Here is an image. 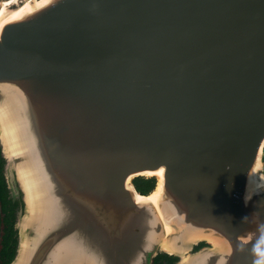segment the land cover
Segmentation results:
<instances>
[{
	"label": "water",
	"instance_id": "water-1",
	"mask_svg": "<svg viewBox=\"0 0 264 264\" xmlns=\"http://www.w3.org/2000/svg\"><path fill=\"white\" fill-rule=\"evenodd\" d=\"M8 1L10 264H264V0Z\"/></svg>",
	"mask_w": 264,
	"mask_h": 264
},
{
	"label": "flooded vegetation",
	"instance_id": "flooded-vegetation-1",
	"mask_svg": "<svg viewBox=\"0 0 264 264\" xmlns=\"http://www.w3.org/2000/svg\"><path fill=\"white\" fill-rule=\"evenodd\" d=\"M3 167L4 161L0 151V264H10L17 252L19 234L16 219L23 204L20 199L13 200L10 196L3 174ZM203 246L195 247L192 252ZM177 261L178 258L158 251L156 257L152 260V264H176Z\"/></svg>",
	"mask_w": 264,
	"mask_h": 264
},
{
	"label": "bare ground",
	"instance_id": "bare-ground-1",
	"mask_svg": "<svg viewBox=\"0 0 264 264\" xmlns=\"http://www.w3.org/2000/svg\"><path fill=\"white\" fill-rule=\"evenodd\" d=\"M47 1L48 0H41V2L36 4V6L37 7L41 6V5L45 4ZM12 3H14V1L6 0L3 5H0V25L5 23V22H2L3 14L7 10L6 7L8 5L12 4ZM27 7H28V5H26L25 7L21 8L17 12H14L11 15V19L16 18L17 16H19L23 11L26 10ZM0 138H1L2 142H3V144L6 147L8 138H7L6 130H5L4 126L2 125V119L1 118H0ZM257 168H258V166H256L255 170H257ZM254 174H255V172H254ZM154 176H156V179H157V185H156L155 190L151 194H149L148 196L137 195L136 196V200H137L138 203H149V204H151L152 206H154L156 208L158 213H160L158 204H159V200H160L161 193H162V170H160L157 173H155ZM21 182H22V188H23L24 193H25V202H26V204H28V206H30L31 205V198H30V196L28 194V191H27V188L25 186L24 181L21 180ZM260 183H261L260 186H262L264 184V179H262L260 181ZM161 219H162V222L164 224L165 233H166V235H169V233L171 232V228L168 225V223L162 217H161ZM22 254H23L22 251L18 252V255H17V258H16L14 264H21V260H22V258L24 256V255L22 256Z\"/></svg>",
	"mask_w": 264,
	"mask_h": 264
},
{
	"label": "trees",
	"instance_id": "trees-1",
	"mask_svg": "<svg viewBox=\"0 0 264 264\" xmlns=\"http://www.w3.org/2000/svg\"><path fill=\"white\" fill-rule=\"evenodd\" d=\"M133 184H134V187L138 193H140L141 195H148L150 192H152L154 190L156 180H155V178L139 177V178H135L133 180ZM201 245H203V244H200L199 246H201Z\"/></svg>",
	"mask_w": 264,
	"mask_h": 264
},
{
	"label": "rangeland",
	"instance_id": "rangeland-1",
	"mask_svg": "<svg viewBox=\"0 0 264 264\" xmlns=\"http://www.w3.org/2000/svg\"><path fill=\"white\" fill-rule=\"evenodd\" d=\"M8 180H9V182H10V180H11V182H13L14 181V179H13V177L12 178H8ZM15 188V187H14ZM13 188V190H12V188L10 189L11 190V193H15V189ZM11 196V195H10ZM12 197V196H11ZM13 198V197H12ZM23 208V207H22ZM16 227H18V226H16ZM191 253V252H190ZM186 256H189V253H186L185 254Z\"/></svg>",
	"mask_w": 264,
	"mask_h": 264
},
{
	"label": "built area",
	"instance_id": "built-area-1",
	"mask_svg": "<svg viewBox=\"0 0 264 264\" xmlns=\"http://www.w3.org/2000/svg\"><path fill=\"white\" fill-rule=\"evenodd\" d=\"M261 167H262V173H263V175H264V152H263V157H262Z\"/></svg>",
	"mask_w": 264,
	"mask_h": 264
}]
</instances>
